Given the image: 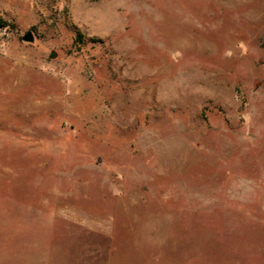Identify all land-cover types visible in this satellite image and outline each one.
Returning <instances> with one entry per match:
<instances>
[{"label": "rangeland", "instance_id": "rangeland-1", "mask_svg": "<svg viewBox=\"0 0 264 264\" xmlns=\"http://www.w3.org/2000/svg\"><path fill=\"white\" fill-rule=\"evenodd\" d=\"M0 19V264H264V0Z\"/></svg>", "mask_w": 264, "mask_h": 264}, {"label": "crops", "instance_id": "crops-1", "mask_svg": "<svg viewBox=\"0 0 264 264\" xmlns=\"http://www.w3.org/2000/svg\"><path fill=\"white\" fill-rule=\"evenodd\" d=\"M102 264H167V262H165V260L163 261H139V260H125V259H118V260H108V261H105L103 262ZM168 264H170L168 262ZM201 264V263H199Z\"/></svg>", "mask_w": 264, "mask_h": 264}, {"label": "trees", "instance_id": "trees-1", "mask_svg": "<svg viewBox=\"0 0 264 264\" xmlns=\"http://www.w3.org/2000/svg\"><path fill=\"white\" fill-rule=\"evenodd\" d=\"M10 24H8L6 21L0 19V29L9 27Z\"/></svg>", "mask_w": 264, "mask_h": 264}, {"label": "water", "instance_id": "water-1", "mask_svg": "<svg viewBox=\"0 0 264 264\" xmlns=\"http://www.w3.org/2000/svg\"><path fill=\"white\" fill-rule=\"evenodd\" d=\"M24 41H28V42H31L32 41V36L30 33H27L25 36H24Z\"/></svg>", "mask_w": 264, "mask_h": 264}]
</instances>
